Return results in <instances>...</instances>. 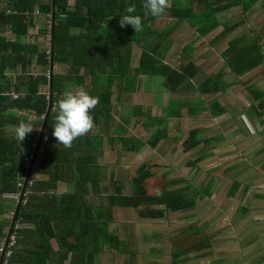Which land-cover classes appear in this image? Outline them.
I'll use <instances>...</instances> for the list:
<instances>
[{
    "label": "trees",
    "instance_id": "trees-1",
    "mask_svg": "<svg viewBox=\"0 0 264 264\" xmlns=\"http://www.w3.org/2000/svg\"><path fill=\"white\" fill-rule=\"evenodd\" d=\"M69 2L9 0L5 6L0 5V244L6 238V229H9L7 235L12 234L17 240L12 255L6 256L3 264H101L100 256L115 253L129 254V264H137L133 254L128 253L127 240L111 229L118 210L134 209L142 220H163L170 213L196 208L199 200L211 195V186H197L185 176L169 179L166 175L162 191L151 194L147 182L154 174L149 163H142L125 179L130 174H125L124 169L120 172L116 170L117 164L100 161L105 143L117 153H139L146 147L155 150L169 138V128L164 125L166 118L153 117L152 111L141 105L133 108L131 116L121 117L119 131L114 134L115 90L118 99L121 91L140 86L145 76L162 78L171 92L186 90V84L193 78L189 70L197 67L193 61L177 68L166 62L173 41L171 29L157 26L161 15L144 18V30L139 33L130 25L120 26V16L131 5H135L136 14L144 16L143 0H75L73 8ZM257 4L264 11V0H188L185 4L182 0H172L166 12L170 11L173 19L187 22L197 31L198 38L223 27L210 42L216 46L226 41L241 24V21L221 23L219 14L236 7L247 14ZM37 11L45 18L53 15L52 60L54 65L66 64L65 73L54 71L48 77L50 65L46 49L42 50L36 41L26 40L34 27ZM45 33L46 29L41 28L40 34ZM263 38L253 30L226 41L221 56L233 76H245L264 65ZM135 45L142 48L139 57L133 54ZM34 63L39 65L37 74L30 72ZM9 73L15 74L9 78ZM226 75L223 70L213 73L197 86V91L201 95L225 94L234 85L233 81H227ZM74 84L86 87L90 96L99 97V103L91 111L94 124L103 123L105 133L97 134L92 128L66 148L52 136V126L62 93ZM247 90L259 103L255 113L261 119L264 89L248 85ZM175 110L173 116L182 117V109ZM207 111L218 118L228 109L216 100L188 107L190 115ZM29 118L35 124L33 131L20 143L15 133H8V127ZM133 120L146 130L156 128V131L147 140L143 136H131L127 127ZM204 133V128L197 127L183 142L186 153L200 148L198 158L188 163L191 167L208 158L210 154L202 153L208 145L220 141L218 136L204 138ZM41 135L40 145L45 144L43 153L36 157L40 165L28 168L25 160L35 152ZM34 173L40 177L31 183ZM23 178L28 180L20 189L18 183ZM61 182L73 185L74 191L58 193ZM105 182H110L113 189L106 196L102 192ZM239 187L240 183L234 181L229 196L234 197ZM19 193L23 199L8 196ZM96 196L105 197V203L94 205L91 197ZM242 210L250 213L244 207ZM21 224L28 226L21 228ZM188 230L194 240L188 249L179 250L175 247L176 239L171 240L173 264L186 260L189 254H200L195 252L198 248L195 246L202 245L207 249L205 254L211 255V237H200L207 225H192ZM53 240L57 241L58 249L53 246Z\"/></svg>",
    "mask_w": 264,
    "mask_h": 264
},
{
    "label": "rangeland",
    "instance_id": "rangeland-1",
    "mask_svg": "<svg viewBox=\"0 0 264 264\" xmlns=\"http://www.w3.org/2000/svg\"><path fill=\"white\" fill-rule=\"evenodd\" d=\"M187 1L182 0V3L185 4ZM171 2L172 0H168L169 6ZM168 14L170 11L162 14L157 21L159 28L167 24L165 17ZM218 18L221 23L241 21L239 28L227 40L253 30L264 36V11L260 4H257L254 10L247 14H244L240 7H236L219 14ZM43 25L46 29L47 18ZM222 29L223 27L220 26L205 37L203 45L209 43L210 39ZM30 31L34 33L33 31L37 30L33 27ZM196 34V30L190 33L194 36ZM226 41L214 46L212 55L208 54L207 60L211 63L203 69L204 75L225 69L221 53L226 48ZM262 43H264V38ZM44 48L45 42L42 50ZM192 50L187 49L184 55L191 56ZM200 50L201 48L196 49L195 55ZM38 69L39 67L32 66L30 72H38ZM226 70L227 81H233L234 85L226 95L220 97L219 94V100L228 108V113L218 118H212L208 113H202L199 117H190L184 110L185 117L177 120L173 125L170 140L163 141L155 150L146 147L139 153L120 152L118 154L116 170L121 172V169H124L125 174H130V176H125V179L130 178L133 170L138 169L142 163L150 164L154 175L148 180L147 188L151 194H158L162 191L166 175L169 179L185 176L197 186L203 184L211 186V195L199 200L196 208L185 212L170 213L163 220H142L134 209L118 210L116 222L111 225V229L121 239L127 240L128 253L133 254L137 264H173L172 239L177 240H174L175 247L179 250L188 249L189 245L194 242L192 236L188 235V229L192 225L198 227L207 225V230L200 234V237L203 235L211 237V255L205 254L207 249H203L202 245L195 246V248L198 247L195 252L200 254H189L186 260L178 264H264V133H262L264 115L261 119L256 115L255 108H258L259 103L247 90L248 85L264 89V65L239 78L234 77L228 68ZM60 72L64 71L60 70ZM203 78L204 76L194 81L198 85ZM166 98L168 102L170 95H166ZM170 104L176 106L179 102H170ZM129 105L130 109L124 108L123 113L133 110L131 101ZM162 107L168 109L164 105ZM200 126L205 128V133L202 135L204 138L218 136L220 141L208 145L206 150L202 151L204 154H210L208 158L197 163V166L191 167L188 163L198 158L197 152L200 148L185 153L183 142L188 137L189 131ZM237 130H242V132L238 133ZM8 133H15V127H8ZM142 133H146L145 136L148 135L146 131ZM111 159L114 161L115 158ZM38 176L40 177L34 173L31 176V183L36 181ZM234 181H238L240 187L237 194L231 197L228 192ZM104 185L103 195L106 196L113 192L110 182ZM99 199L105 203V197ZM94 202L100 201L95 199ZM242 207L248 209L250 213L246 214ZM53 244L56 245L54 241ZM98 262L129 264L131 256L129 254H106L100 256Z\"/></svg>",
    "mask_w": 264,
    "mask_h": 264
},
{
    "label": "crops",
    "instance_id": "crops-1",
    "mask_svg": "<svg viewBox=\"0 0 264 264\" xmlns=\"http://www.w3.org/2000/svg\"><path fill=\"white\" fill-rule=\"evenodd\" d=\"M7 2H9V0H0L1 7L5 6L7 4ZM69 5H70V8H73L75 5V0H70ZM168 15H169V17H168ZM168 15L165 17V20L168 21L167 24L160 28V29H165V28L171 29L170 39L173 41V45L167 54L166 62H168L169 64H171L177 68L180 66H185L189 61H193L197 67L196 69L192 68L189 70V72L193 74V76H192L193 78L190 80V82H188L186 84V90L177 91V92H171L170 90H168L163 83L164 82L163 79L159 78L157 76H145L144 79L142 80L140 86L139 85L134 86V89L133 90L131 89V91H121L120 97L118 99H117L118 92H117V90H115L116 92H115V96H114V98H115L114 104H115V114H116L117 122H116L115 128L113 130L114 134H117L119 131V125H120L119 123H120L121 117H123V116L129 117L132 115L133 110L131 112H128V113L127 112L123 113L124 108L127 110L130 109V105H129L130 101H131V104L133 105L132 106L133 108L137 105H141L147 109L149 108L152 111L153 117H165L166 122L164 123V125L169 128V136H170L172 134L171 129H173L172 128L173 125L176 124L177 120H181L185 117L184 110H186L187 115H189L190 117H193V116L199 117L202 114L190 115L188 113V107L193 106L195 104L206 105V104H208L214 100L220 101L219 100V94L221 97V96L226 95V93L228 92L227 91L225 94L217 93V94L201 95L197 91V89H196L197 86L201 82H203L208 76L213 74V73H209L206 76V74L204 75V73H203V71H204L203 69L204 68L206 69L211 63V62L209 63L207 58L209 57V55H212L211 52H213L212 48H214V45H210V42L214 37L212 39H210L209 43H207L206 45H203V42L205 41V37L204 38H198V33L195 36L190 35V33H192V31H194V30L191 31L192 28L190 29L191 26L187 22L177 20V19H173L170 16V14H168ZM45 22H46L45 17L41 16L40 14L34 15V30L36 29L37 31H33L34 33H32L29 30V34H28L26 40L30 41V42L36 41L39 44H41L43 47L44 41H43V35L40 34V29L41 28L44 29L43 24ZM32 28L33 27H31V29ZM31 37H32V39H31ZM42 41H43V44H42ZM192 48L194 50H192ZM200 48H201V50L198 51L195 55V53H194L195 50L196 49L199 50ZM202 48H204V49H202ZM187 49H190L193 51V54L191 56H185L184 55V52ZM209 50H210V52H209ZM133 54L136 57L141 56L142 48L135 45L133 48ZM221 58H222V56H221ZM181 59H183V60H181ZM55 65H56L57 73L67 72L68 66L66 64L56 63ZM224 65H225V63H224ZM33 66L39 67L38 64H35ZM226 69H227V67L225 66V69L223 71L226 72L227 71ZM60 70H62L64 72H60ZM203 76H204V78L197 85L194 80H196L199 77H203ZM237 78H239V77H237ZM143 83H144V85H143ZM79 88H84L85 91H87L86 87H79L76 84L70 86L69 89L76 91ZM166 95H170V98H168V102H166V99H167ZM170 102H172V103L179 102V105L171 106ZM162 105H164L168 109L163 108ZM168 105H169V107H168ZM176 107H179L180 109H182V111H181L182 117H180V118H176L173 116L174 111H176L175 110ZM204 113H208V115H210V113L208 111L204 112ZM102 124H99V125L94 124L93 130L95 133H97V134H104L105 133V127ZM201 128H204V127H201ZM155 129L156 128L151 129V130H146L142 127V125L135 124L134 120L131 122L130 126L127 127L129 135H131V136L132 135L143 136L146 140L152 136V134L156 131ZM142 131H146L149 136L148 135L145 136L146 133L144 134V133H142ZM236 132L241 133L242 130H237ZM189 133H190V131H189ZM262 133H263V131H262ZM168 139H166V141ZM106 144L107 143H105L104 155L101 156L100 161L107 163V164L109 163L112 165L113 164L116 165L118 163V158H117L118 153H120V152L117 153L116 151H112L111 146H109L107 148L108 144L107 145ZM121 153H124V152L122 151ZM110 157L115 158L114 161H112V159ZM38 177H37V179H38ZM104 184H106V182L103 183V186H102L103 189L105 186ZM56 191L58 193H63V192H70L71 193L74 191V187H73V185H68L66 182H61ZM8 196L13 197L15 195H8ZM100 197L101 196L91 197L92 203L94 205H102L103 202H101V200L99 199ZM95 199L99 200L100 202L95 203L94 202ZM24 226H28V225H25V224L20 225L21 228ZM53 241L56 244V245L53 244V246L55 247V249H58L57 241H55V240H53Z\"/></svg>",
    "mask_w": 264,
    "mask_h": 264
},
{
    "label": "clouds",
    "instance_id": "clouds-1",
    "mask_svg": "<svg viewBox=\"0 0 264 264\" xmlns=\"http://www.w3.org/2000/svg\"><path fill=\"white\" fill-rule=\"evenodd\" d=\"M168 6V0H143L144 16L136 14L135 5H131L126 8V14L120 16V26L123 28L130 25L135 33L142 32L144 18L149 15L160 16L166 12ZM98 103L99 97L90 96L84 88L76 91L65 90L56 105L57 114L52 126V136L57 143L70 148L74 140L89 133L94 127L91 110L95 109ZM34 125L31 118L21 121L15 126V139L22 143L26 136L32 133Z\"/></svg>",
    "mask_w": 264,
    "mask_h": 264
},
{
    "label": "built area",
    "instance_id": "built-area-1",
    "mask_svg": "<svg viewBox=\"0 0 264 264\" xmlns=\"http://www.w3.org/2000/svg\"><path fill=\"white\" fill-rule=\"evenodd\" d=\"M36 14H40L38 11L36 12ZM47 18V25H46V33L43 35V40L45 42V48L46 49V55H47V59L49 61V65H50V70H48V72L46 73V75H48V77H51L54 73V70L56 69V65H54V62L52 60V39H53V28H54V20H53V15L49 14L46 15ZM56 71V70H55ZM15 73H9L7 74L9 78H12V75H14ZM33 74H37V72H33ZM49 90L47 91V89H45V93H48ZM13 96L16 98L18 97L17 94L12 93ZM49 94V93H48ZM50 95V94H49ZM45 144V143H44ZM44 144L43 145H39L37 153L35 154V152L33 154H31L29 157L26 158L25 160V165L28 168L33 169L34 167H38L40 165V159L37 160L36 157L38 155H41L40 153H43L44 151ZM31 166V167H29ZM24 180V181H23ZM23 180H21L18 183V186L20 189H22L25 185V180L23 178ZM16 198L19 199L18 196H21V193L16 194L15 195ZM23 197V196H22ZM23 199V198H22ZM9 229H6L5 233H6V238L2 239L1 244H0V264H3V261L5 260L6 256L10 257L13 253V247L16 245V237L13 236L12 234H9ZM2 260V263H1Z\"/></svg>",
    "mask_w": 264,
    "mask_h": 264
},
{
    "label": "water",
    "instance_id": "water-1",
    "mask_svg": "<svg viewBox=\"0 0 264 264\" xmlns=\"http://www.w3.org/2000/svg\"><path fill=\"white\" fill-rule=\"evenodd\" d=\"M50 113V108H49V110H48V114ZM45 126V125H44ZM41 139H42V135L39 137V139H38V142H37V145H36V152H35V154L37 153V150H38V147H39V145H40V142H41ZM20 204H21V202L19 201V205L18 206H20ZM1 263H2V260H1Z\"/></svg>",
    "mask_w": 264,
    "mask_h": 264
}]
</instances>
